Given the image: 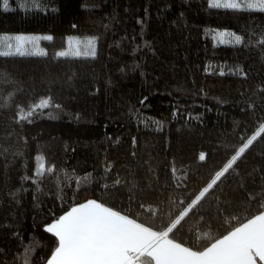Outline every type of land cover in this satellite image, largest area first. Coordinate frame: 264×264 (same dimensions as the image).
Listing matches in <instances>:
<instances>
[{"label":"trees","instance_id":"obj_1","mask_svg":"<svg viewBox=\"0 0 264 264\" xmlns=\"http://www.w3.org/2000/svg\"><path fill=\"white\" fill-rule=\"evenodd\" d=\"M215 30L240 42L217 43ZM0 34L51 37L42 54L0 55V264H48L58 239L46 227L89 200L154 232L172 228L168 238L193 252L264 212V12L0 0ZM70 35L95 36V54L58 55Z\"/></svg>","mask_w":264,"mask_h":264},{"label":"snow or ice","instance_id":"obj_2","mask_svg":"<svg viewBox=\"0 0 264 264\" xmlns=\"http://www.w3.org/2000/svg\"><path fill=\"white\" fill-rule=\"evenodd\" d=\"M4 3L6 6L7 0ZM209 7L226 10L243 7L248 11L264 12V0H243V3H237L236 0H210ZM224 35L219 34L221 42ZM44 39L50 40L51 37L46 36ZM235 40L239 43L240 37L236 36ZM30 42L28 38L17 37V53L23 55L25 43ZM8 47L11 48V45ZM87 47L92 49L91 40L87 42ZM8 54L0 52V55ZM66 54L58 53L60 56ZM76 54L80 55L79 48ZM43 106L48 105L45 103ZM29 115L32 113L29 112ZM256 138L252 137L232 156L224 170L216 174L215 180L207 185L193 204L213 188ZM199 159L204 161L205 155L201 154ZM183 218L181 216V220ZM179 223L180 220H177L176 224ZM45 230L58 239V247L48 264H134L139 256L145 255L151 257L155 264H256V257L264 262V213L250 219L200 253L189 251L166 239L172 228L158 235L93 200L73 207Z\"/></svg>","mask_w":264,"mask_h":264},{"label":"rangeland","instance_id":"obj_3","mask_svg":"<svg viewBox=\"0 0 264 264\" xmlns=\"http://www.w3.org/2000/svg\"><path fill=\"white\" fill-rule=\"evenodd\" d=\"M9 1L10 0H7L6 6H5V3L3 0V6L5 8L6 7L8 8ZM15 1L20 5V8L22 9H27L30 7L31 8L33 7L34 9L36 8L47 9V8H52L56 4V0H15ZM100 1L101 0H82V4L83 6H86V7H95L100 4ZM208 2L210 3V0H208ZM236 2L243 3V0H236ZM241 9H244V8L242 7ZM220 33L226 34L223 37V42H221V38L219 36ZM210 34L213 36V38L215 39V42L217 43H229V44L237 43L235 40V37L237 35L229 31L215 30L214 32H210ZM228 34H231V35H228ZM46 36H50V35L48 34H0V52L10 53L14 55L19 54L16 51V38L25 37L31 40V42L25 43L23 47L24 54H42L44 52V49L41 46L40 41L44 39V37ZM90 40L92 41V49H89L87 47V42ZM9 44L11 45V48L8 47ZM78 48L80 51V55L76 54ZM95 50H96V37L95 36L93 35H70L66 38L65 47L60 49L58 53L65 52L67 53L65 56L83 57V56H93L95 54ZM93 51H94V54H93ZM219 66L226 68V69L219 70V72L227 71V72L234 73L238 69L241 72V66L238 64L219 62ZM209 68L210 70H213V66ZM80 205H77L74 207H78Z\"/></svg>","mask_w":264,"mask_h":264},{"label":"crops","instance_id":"obj_4","mask_svg":"<svg viewBox=\"0 0 264 264\" xmlns=\"http://www.w3.org/2000/svg\"><path fill=\"white\" fill-rule=\"evenodd\" d=\"M71 211V209L68 211V212H70ZM68 212H66L65 214H63V215H66ZM62 215V216H63ZM61 217V216H60ZM59 217V218H60ZM59 218L58 219H56V220H54L53 222H51L48 226H51L53 223H55L57 220H59ZM135 223V222H134ZM247 223V222H246ZM245 224V223H244ZM47 226V227H48ZM243 226V224L241 225V226H239V227H242ZM143 227V226H142ZM238 228V227H237ZM149 231H152V230H150V229H148ZM236 230V228L233 230V231H235ZM233 231H231V232H233ZM152 232H154V231H152ZM231 232L230 233H228L227 235H230L231 234ZM155 233H157V232H155ZM158 235L159 234H161V233H157ZM226 235V236H227ZM225 238V236L223 237V238H221V239H224ZM166 239H168V240H170L169 238H168V236L166 237ZM221 239H219V240H221ZM218 240V241H219ZM218 241H216V242H218ZM173 242V241H172ZM216 242H214V243H216ZM174 243V242H173ZM213 243V244H214ZM176 244V243H175ZM212 245H210L209 247H207L205 250H203L202 252H204V251H207V249L208 248H210ZM58 247V246H57ZM182 247V246H181ZM190 251V250H189ZM55 252V251H54ZM54 252L52 253V255L54 254ZM197 253H200V252H197ZM52 255H51V257H52ZM146 256V255H145ZM50 257V258H51ZM142 256H139L138 257V259L134 262V264H142V262L140 261V258H141ZM146 257H148V256H146ZM151 260H152V258L151 257H149ZM256 259V264H264V262H261L260 260H259V258L258 257H256L255 258ZM153 261V263L155 264V261L154 260H152Z\"/></svg>","mask_w":264,"mask_h":264}]
</instances>
